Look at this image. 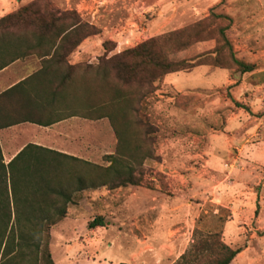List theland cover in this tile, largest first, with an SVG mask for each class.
Returning <instances> with one entry per match:
<instances>
[{
	"label": "rangeland",
	"instance_id": "374dc122",
	"mask_svg": "<svg viewBox=\"0 0 264 264\" xmlns=\"http://www.w3.org/2000/svg\"><path fill=\"white\" fill-rule=\"evenodd\" d=\"M32 1L0 0V18ZM40 1L59 12L77 11L100 30L76 48L75 65H96L104 55L212 11L233 17L227 35L237 57L257 65L245 74L199 66L156 82L143 104L154 157L141 166V184L74 192L65 218L44 238L54 264H175L208 233L243 249L230 264H264V0ZM213 46L214 40L198 42L171 58ZM80 127L75 146L84 147L92 163L108 165L105 155L115 152L117 142L108 119L85 122L84 143L78 142ZM5 175L12 180L8 170ZM99 216L105 225L89 228ZM206 259L195 257L191 264Z\"/></svg>",
	"mask_w": 264,
	"mask_h": 264
},
{
	"label": "trees",
	"instance_id": "16d2710c",
	"mask_svg": "<svg viewBox=\"0 0 264 264\" xmlns=\"http://www.w3.org/2000/svg\"><path fill=\"white\" fill-rule=\"evenodd\" d=\"M217 20L219 24L211 28ZM233 22L230 14L212 11L193 24L150 37L109 57L104 55L96 65H70L68 57L83 40L100 33L77 11L59 12L46 1L33 0L0 18V69L30 54L49 56L43 60L57 79L52 82L53 92L67 80L69 94L74 93L75 114L84 111L91 120L107 118L117 141L115 152L105 155L108 165L69 156L73 164L69 165L67 179L60 178L65 171L58 170L59 164L48 155L32 153L20 162L27 148L35 145H28L7 165L0 149V264H39L40 258L44 264H54L44 238L65 218L74 192L141 184V166L154 157L143 104L156 90V82L199 66L233 69L241 74L256 70L255 63L235 53L227 35ZM209 40H214L211 49L191 57L171 58ZM107 44L105 41L103 47L111 51ZM63 65L67 69L64 73L59 72ZM7 170L10 181H5ZM104 225L99 216L88 226ZM242 250L225 243L219 233H208L197 238L175 264H191L192 258L202 255L207 259L201 264H230Z\"/></svg>",
	"mask_w": 264,
	"mask_h": 264
},
{
	"label": "crops",
	"instance_id": "0c3cea01",
	"mask_svg": "<svg viewBox=\"0 0 264 264\" xmlns=\"http://www.w3.org/2000/svg\"><path fill=\"white\" fill-rule=\"evenodd\" d=\"M74 52L68 57L70 65H75L71 63ZM49 58L30 54L0 69V149L7 165L28 145H35L27 148L20 162L32 153L48 155L59 164L58 170L65 171L60 178L67 179L69 165L73 164L69 156L91 162L84 157L85 148L75 146L76 126H81L78 142L84 143V125L91 119L84 111L75 114L71 110L74 93L69 94L67 80L53 92L52 82L57 79L43 60ZM66 70L63 65L59 72Z\"/></svg>",
	"mask_w": 264,
	"mask_h": 264
}]
</instances>
